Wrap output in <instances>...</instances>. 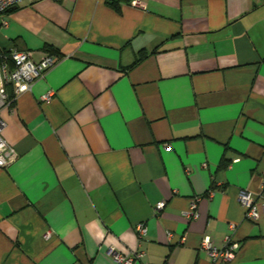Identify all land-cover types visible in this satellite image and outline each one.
Segmentation results:
<instances>
[{"label": "crops", "instance_id": "obj_1", "mask_svg": "<svg viewBox=\"0 0 264 264\" xmlns=\"http://www.w3.org/2000/svg\"><path fill=\"white\" fill-rule=\"evenodd\" d=\"M110 1L0 15V51L60 57L1 112L0 264H221L201 242L228 235V264H264V0Z\"/></svg>", "mask_w": 264, "mask_h": 264}, {"label": "built area", "instance_id": "obj_2", "mask_svg": "<svg viewBox=\"0 0 264 264\" xmlns=\"http://www.w3.org/2000/svg\"><path fill=\"white\" fill-rule=\"evenodd\" d=\"M24 1L37 0H0V15H3L11 7ZM59 59V56L51 52L46 54L41 60L36 61L33 58L32 51H24L17 48H12L9 51H0V167H9L19 157L16 148L3 136L5 122L1 115L2 110L4 108L14 107L17 97L21 93L30 90L33 82L56 65ZM200 200V196L192 198L189 210L185 212L189 220H194L199 217L198 205ZM239 201L246 209V219L254 222L258 221L260 218V209L257 195L248 190H241ZM165 205V200L159 201L154 208L155 214H159ZM231 227L234 228L235 224H232ZM136 229L140 237L147 233V227L143 222L138 224ZM49 236L50 234L46 235V237ZM201 247L205 249L213 262L228 264L235 258L240 243L233 241L232 236L228 235L225 246L218 247L212 242L210 237L205 236L202 239ZM109 253L120 263L133 264L134 262L135 257L133 256H126L113 249ZM139 256H142V253H138ZM165 264L173 263L167 261Z\"/></svg>", "mask_w": 264, "mask_h": 264}, {"label": "trees", "instance_id": "obj_3", "mask_svg": "<svg viewBox=\"0 0 264 264\" xmlns=\"http://www.w3.org/2000/svg\"><path fill=\"white\" fill-rule=\"evenodd\" d=\"M120 1L121 0H112L109 2L110 5L114 6L115 8H117L118 10H120ZM125 1H128V0H125ZM51 53H54V52H51ZM55 54V53H54ZM148 54V52L146 51H142L140 53V55L138 56V58L136 59V61L133 63V65L137 64L138 62H140L144 57H146ZM132 65V66H133Z\"/></svg>", "mask_w": 264, "mask_h": 264}]
</instances>
